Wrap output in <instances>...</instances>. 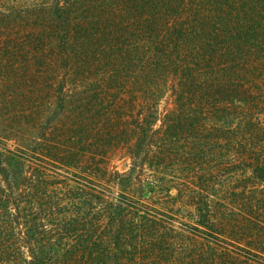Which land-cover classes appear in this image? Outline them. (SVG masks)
I'll use <instances>...</instances> for the list:
<instances>
[{
  "label": "trees",
  "instance_id": "trees-1",
  "mask_svg": "<svg viewBox=\"0 0 264 264\" xmlns=\"http://www.w3.org/2000/svg\"><path fill=\"white\" fill-rule=\"evenodd\" d=\"M101 1L104 6L92 4L99 14L86 28L56 12L49 32L60 44L64 64L83 55L82 65L71 69L81 72L85 93L102 90L98 130L92 139L80 136L87 129L85 119L93 115L77 112L53 152L33 139L16 151L0 152V172L5 173L0 174V264H264L257 259L264 258V127L255 124L252 106L260 104H251L248 92L254 85L243 77L245 68L209 64L197 71L206 72L205 77L192 76L195 66L190 71L184 68L187 71L171 85L180 110L165 118L163 134L156 140L153 127L162 95L151 93V87H159L166 68L159 31L172 32L169 43L175 44L177 29H201L207 22L196 13L179 19L186 0H110L109 5ZM213 1L220 20L217 34L226 35L222 38L226 44L234 40L230 25L239 18L232 21L225 15L237 17L243 1ZM226 6L227 14L220 13ZM132 32L136 35L129 40L126 35ZM82 33L84 41L78 38ZM69 36L76 41L70 42ZM44 38L45 34L40 36L37 46ZM219 47L204 51L212 55L207 61L225 55H220ZM98 48L114 63L108 74L98 72L108 77L102 78L108 81L102 88L88 70V52L98 53ZM11 61L3 76H12ZM169 63L171 70L176 68ZM127 73H134L129 86L122 80ZM129 89L145 96L141 110L133 97L121 101ZM147 91L149 95L144 94ZM126 115L132 117L129 122ZM119 145L128 148L132 172L139 168L141 173L145 168L150 172L148 197L134 198L126 191L133 174L117 175L120 193L110 196L104 157ZM198 169L195 177L189 174ZM188 182L192 187L186 188ZM152 209L163 212L153 215ZM183 210L193 214L184 216ZM77 256L83 261L77 262Z\"/></svg>",
  "mask_w": 264,
  "mask_h": 264
},
{
  "label": "rangeland",
  "instance_id": "rangeland-1",
  "mask_svg": "<svg viewBox=\"0 0 264 264\" xmlns=\"http://www.w3.org/2000/svg\"><path fill=\"white\" fill-rule=\"evenodd\" d=\"M193 1H185L184 13L181 16L178 15L179 19L190 18L196 13L203 22H207L206 26L201 29L187 27L184 28L185 31L177 29L178 34L175 33L176 30L173 28L171 31L178 36L175 44L169 43L172 32H166V29H163L161 33L159 31V35H156L157 40H159L160 51L162 50L161 57L165 56L164 64L166 66L159 76V87L154 90L151 87V93L162 95L156 105L158 122L153 127V133L157 137L156 140L163 134L165 118L172 112L180 110V108L175 106V96L171 90L173 81L176 78H180L179 75L183 74L182 72L187 71L184 68H188V71H190L194 66L195 69L190 71L194 72L192 76L205 77L206 72L203 71V73L198 74L197 71L199 69L204 70L203 67L206 68L209 64L229 63L228 65L230 66L241 65L245 68L243 77L253 82L254 85L251 93L248 92L250 94L249 97H252L251 104H260V106H252V112L256 116L255 124L264 127V107L262 108L264 106V15H262L264 11L262 0H242V9L237 17L227 14V6L220 10V13L227 14L225 18H230L232 21L239 18L236 24L231 23L230 25L233 31L230 36H233L234 40H228L226 44L222 41V38L226 35L220 34L222 37H219L217 34L220 20L219 18L217 19V11L212 5L214 1ZM75 2L76 4L73 6ZM95 2L96 0H0V152L6 154V150L16 151L18 145L28 144L32 139L34 141L39 140L44 149L49 148L53 152L56 144H62L61 142H63L67 133L66 129L72 124L77 112L93 115H88L90 120L85 119L84 124L87 129H85V133L80 132V136L91 138L92 135L96 134L99 122L96 110L99 108L97 105L100 98H102V90L94 91L92 89L85 93L84 89H82L84 80L81 72L75 74L73 72L74 69H71L82 65V62H84L83 55L78 54V56H73L72 59H69V66L64 64L59 59L60 51L58 47L60 44L57 38L51 40L49 36V32L52 31L51 20L58 18L55 16L56 12L70 15L69 17L73 18L72 25L78 24L86 28L95 22L99 11L92 4L104 6L101 0H98V3ZM106 2L108 5L111 3L110 0H106ZM72 8H75V10H72ZM116 9L118 8L116 7ZM132 12H134L133 9ZM202 17H205V19ZM188 22L193 23L194 20H188ZM236 29H240V32L237 33ZM94 32L92 29L91 33L93 34ZM222 32L225 33L226 30ZM44 34V43L37 46L40 36ZM134 34L132 32L126 36L130 40ZM78 38L84 41V33L79 35ZM73 39L76 41L74 36V38H69L70 42ZM8 44V49L1 51L4 45ZM218 46L221 49L220 55L228 54L229 57H224L225 55L216 56L215 60L207 61V57L209 56L210 58L212 55L204 51ZM234 49H239V52ZM11 51L14 53L11 56L12 61L9 56ZM149 52L152 57H156L154 51L149 50ZM88 56L90 58L89 61L86 59L88 61V70L92 74L90 79L102 88L108 83V81H105L106 79L102 78H108L106 74L112 70L110 67L114 66V63L99 48L98 53L90 51ZM110 57H113V55H110ZM8 61L13 63L14 72L12 76H3L2 72L5 71L9 64ZM169 61L176 64L175 69L171 70ZM99 71L106 74H98ZM140 72L143 76L146 68ZM152 75L149 73L148 76ZM132 76H134V73L124 74L123 83L126 82L129 86L128 78ZM79 77L80 79L77 81ZM181 78H184V76ZM221 79L224 78L222 77ZM236 80L238 79L236 78ZM70 90L74 92L72 93ZM148 93L147 91L144 94L149 95ZM94 95H98L99 98L94 99ZM122 96L121 101H127L133 97L138 111L145 104H142L145 96L140 92H133L129 89ZM131 119V115H126L125 122H129ZM126 124L123 122L124 126ZM121 128L124 127L121 126L119 130ZM58 147L61 148V145ZM87 156L85 155V158H88ZM104 158L105 164L103 166L110 174L107 188L112 198L117 197L120 193L118 179L116 181L117 175L126 176L128 174H133V180H129L127 185L129 189L126 191L134 198L148 197L150 193L145 185L150 172L147 168L143 169V173H141L142 169L140 168L132 172L133 160L129 156L126 145L114 146ZM3 167L8 169L6 161H3ZM243 168L251 173L249 169ZM198 173L199 169L189 174H193L192 177H195ZM0 174L5 173L1 171ZM166 174L168 177L173 176V174L168 172ZM219 176H221V181L225 180L224 174H219ZM240 176L242 179L248 178V174H240ZM136 177L144 182L140 183L135 179ZM216 180V182H219V179ZM190 186L191 183L188 182L186 188ZM175 194L173 193V196ZM158 208L162 209L163 207L159 206ZM156 212L161 213L163 211L152 209L153 215ZM191 213L189 210L182 211L184 216ZM77 257V262L83 261L80 260L81 256ZM26 258L31 261L29 257ZM257 259L260 262H264V258L259 257Z\"/></svg>",
  "mask_w": 264,
  "mask_h": 264
}]
</instances>
